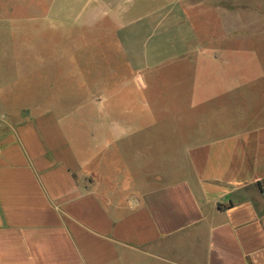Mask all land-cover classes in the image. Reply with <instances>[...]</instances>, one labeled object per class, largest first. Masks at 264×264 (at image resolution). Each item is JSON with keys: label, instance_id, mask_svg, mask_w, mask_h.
Returning a JSON list of instances; mask_svg holds the SVG:
<instances>
[{"label": "crops", "instance_id": "obj_1", "mask_svg": "<svg viewBox=\"0 0 264 264\" xmlns=\"http://www.w3.org/2000/svg\"><path fill=\"white\" fill-rule=\"evenodd\" d=\"M38 1L55 29L130 47L86 119L72 107L0 128V264H264V0ZM208 16L220 32L147 44ZM164 67L192 78L169 79L160 126L145 93Z\"/></svg>", "mask_w": 264, "mask_h": 264}, {"label": "rangeland", "instance_id": "obj_2", "mask_svg": "<svg viewBox=\"0 0 264 264\" xmlns=\"http://www.w3.org/2000/svg\"><path fill=\"white\" fill-rule=\"evenodd\" d=\"M38 4V0H0V128L7 122L20 121L28 113L37 115L49 110L61 113L62 109L72 107H76L80 118H85L90 110V95L116 91L113 84H119V79L125 76L120 63L130 45L124 37L87 29L70 32L55 29L42 18L48 5ZM188 23L181 36L161 30L159 36L147 38L148 46L161 51L168 48L170 40L177 47H184L201 41L205 34L210 36L221 31L213 16L192 17ZM186 39L188 42L184 43ZM143 54L145 60L147 56H154ZM136 71L139 70L129 68L128 75L134 76ZM172 72L174 75L164 67L153 75L147 74L156 80L145 96L160 126L170 123L174 113L169 107V79H180L183 84L192 78L184 68ZM98 82L101 83L95 85ZM182 110L183 105H178L175 112ZM169 142V134L161 128L159 159L154 156L151 166L165 165L162 157L167 151L164 146Z\"/></svg>", "mask_w": 264, "mask_h": 264}]
</instances>
